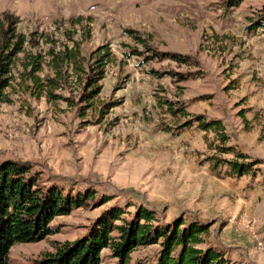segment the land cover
<instances>
[{"label":"rangeland","instance_id":"1","mask_svg":"<svg viewBox=\"0 0 264 264\" xmlns=\"http://www.w3.org/2000/svg\"><path fill=\"white\" fill-rule=\"evenodd\" d=\"M6 14L26 41L0 102V162L94 193L54 217L52 234L12 245L11 262L85 236L113 207L123 224L143 205L158 225L207 224L198 247L230 264H264V0H0ZM210 119L225 143L202 129ZM236 152L256 162L249 173L219 164ZM160 249L137 246L129 264H154ZM100 258L118 262L109 248Z\"/></svg>","mask_w":264,"mask_h":264},{"label":"trees","instance_id":"2","mask_svg":"<svg viewBox=\"0 0 264 264\" xmlns=\"http://www.w3.org/2000/svg\"><path fill=\"white\" fill-rule=\"evenodd\" d=\"M242 0H228L235 6ZM0 19V102L9 101L6 89L10 86L11 66L22 51L26 37L16 33L18 16L6 14ZM264 25V14L257 26ZM37 65V64H36ZM35 67L33 71L37 70ZM203 130H212L225 143L224 125L220 119L202 121ZM225 151L232 148L225 147ZM235 159L218 160L228 167L231 175L249 173L255 161H246V154L236 152ZM87 189L76 193L66 192L55 184L41 185L26 163L17 160L0 162V264H17L9 260V250L15 243L35 242L53 233L50 223L58 215L70 211L93 196ZM108 198H106L107 201ZM123 208L113 207L105 211L85 236L65 241L42 257L28 264H100V252L109 248L117 257V264H129L130 253L137 246L160 243L161 249L154 264H230L224 253L212 246L198 247L208 232V225L198 221L186 222L176 218L163 225L155 224V211L139 205L130 220L123 224ZM117 231V236L112 232ZM144 264V263H137Z\"/></svg>","mask_w":264,"mask_h":264}]
</instances>
